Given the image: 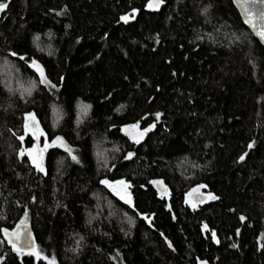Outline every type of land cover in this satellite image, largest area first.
I'll use <instances>...</instances> for the list:
<instances>
[{
  "label": "trees",
  "instance_id": "trees-1",
  "mask_svg": "<svg viewBox=\"0 0 264 264\" xmlns=\"http://www.w3.org/2000/svg\"><path fill=\"white\" fill-rule=\"evenodd\" d=\"M163 1L152 14L148 0H0V228L27 211L55 264H264V49L232 0ZM12 73L35 83L31 95L12 92ZM28 113L76 160L55 145L38 172L19 156L34 145ZM132 124L152 125L139 148L122 137ZM101 180L125 181L131 206ZM200 184L218 200L191 210ZM0 256L45 264L1 233Z\"/></svg>",
  "mask_w": 264,
  "mask_h": 264
},
{
  "label": "snow or ice",
  "instance_id": "snow-or-ice-1",
  "mask_svg": "<svg viewBox=\"0 0 264 264\" xmlns=\"http://www.w3.org/2000/svg\"><path fill=\"white\" fill-rule=\"evenodd\" d=\"M163 3V0H148L146 7L152 10H158L160 5ZM233 3L240 8L242 15L244 17V22L250 26V28L255 32L256 36L259 38L261 42H264V0H233ZM7 7L6 4L0 3V12L4 11ZM135 11V10H133ZM206 11V9H205ZM120 19L124 21L125 23L128 22L127 16H121ZM9 55L15 56L16 53H9ZM19 59L23 60L24 57L20 56ZM7 63V62H6ZM29 67L33 68L37 74L39 75V83L46 86V87H55V85H52L47 78L44 75V71L41 68V66L33 60ZM35 83L32 81H29L28 88L25 89L26 93L28 95H31L32 89H34ZM11 91V89L9 88ZM157 118H159L160 113H156ZM24 131L25 133H28L29 131L32 132L33 138L35 139L37 134L42 135V133L38 130V125L35 122V116L32 113H28L25 115L24 118ZM127 128L135 129L137 127L136 124L128 125ZM152 125H149L148 128H144L143 131H139L137 133V136L134 138L132 136H129V139H134V142L139 143L140 138L143 137L144 133H146ZM121 131H124V129H121ZM127 134V133H126ZM17 139L23 141V136H18ZM57 141L60 142V144L64 147L65 151L68 152V154L72 157L73 160H76V157L72 155L71 150L63 144V140L61 137L57 136L53 139L52 144L55 145ZM252 143H249L247 147L249 149L252 148ZM49 147L48 143L45 142L44 148L40 149L37 148L36 145H33L32 148H29L27 150L21 149L19 152V156L27 155L28 159L31 161L33 167L38 172H44V168L42 165V157L43 152ZM132 153H128L127 157H131ZM245 159V155H241L239 157V160L243 161ZM101 184L105 185L109 188L110 191L113 192L114 195L118 196L121 200L124 201V203L129 204L131 206L130 198L127 196L125 189L129 187V185L126 184L123 180H117L113 182H109L107 180H101ZM152 184H160V181H151ZM114 185L119 186V188L114 187ZM199 188L204 187V185H199ZM165 192H167V189H164ZM193 192H196L197 189H193ZM211 199H216L214 195L211 193L208 194ZM187 200V197H186ZM25 219L20 220V222L16 225V227L9 231L7 228H0V233L3 234L4 240L7 242L8 246L11 248V251L16 254L17 257L27 255L29 257L35 258V260L45 261V264H55L54 258H48L41 254L39 251L38 246L35 244L34 240L32 239L31 232L29 231L27 224H26V217H27V211H25ZM240 219L243 221L244 217L241 216ZM213 235V240L215 241V233ZM167 243V241H166ZM169 247L171 245L169 244ZM235 247V245H233ZM4 259L3 256H0V261ZM203 264H206V262H203Z\"/></svg>",
  "mask_w": 264,
  "mask_h": 264
},
{
  "label": "water",
  "instance_id": "water-1",
  "mask_svg": "<svg viewBox=\"0 0 264 264\" xmlns=\"http://www.w3.org/2000/svg\"><path fill=\"white\" fill-rule=\"evenodd\" d=\"M232 3H233V0H232ZM233 6L235 7L236 11L238 12V14H239V16H240V18H241V21H242L244 27H245V28H246V29L252 34V36H253V37L259 42V44H260V45L262 46V48L264 49V42H261V41L259 40V38L256 36L255 32L250 28V26L244 22V17H243V15H242V12H241L240 8H238L234 3H233ZM163 8H164V1H163V3L160 5V7H159L158 10H152V9H149V8L146 7V11L149 12V13H152V14H157V13H160V12L162 11ZM139 15H140V11H138V10L131 11L130 13L124 15V16H127V17H128V22L125 23V22L122 21L121 19H120V22H121L122 24H124L125 26H129V25H131V24H134V23L137 21ZM11 56H12V55H11ZM12 57H13V58H18L16 55H15V56H12ZM36 124L38 125V123H36ZM123 129H124V131H121V133H122V137H123L125 140H127L128 142L134 144V145H135V148H139V147H141V146L144 145V144L147 142V140H148V134H147V133H144L143 137L140 138L139 143H136V142H134V139H129V136H132V137L135 138V137L137 136V133H138L139 131H141V130L138 129V128L131 129V128H127V127H124ZM126 133H127V134H126ZM252 145L254 146V143H252ZM253 146H252V148H253ZM252 148L248 150V153L252 150ZM200 185H204V187L199 188V187H198L199 185H197V186H195L194 188H192V189H191V190L185 195V202H186V204L189 205V207H190L191 210H194V209L198 210L200 206H202L204 203L208 202L209 200H211V202H216V201L218 200L217 198L213 200V199H211V198L209 197V195H208V194H209V188H208L207 185H205V184H200ZM154 187H155L156 191H157L160 195H162V196L166 195L167 192L164 191V189H165L166 187H165L162 183H160V184H154ZM166 189H167V188H166ZM193 189H197V191H196V192H193V191H192ZM211 194H212V193H211ZM212 195H214V194H212ZM214 196H215V195H214ZM186 197H187V200H186ZM215 197H216V196H215ZM15 227H16V226H15ZM15 227H14V228H15ZM27 227H28L29 231L31 232L32 239L34 240L35 244L37 245V238H36V235H35V232H34L32 226H31L30 224H27ZM14 228H12V229L7 228V229H8L9 231H11V230H13ZM1 237H2L3 241L5 242V244L7 245V247H8L9 249H11V248L8 246L7 242L4 240V237H3V234H2V233H1ZM166 241H167V246L169 247L170 242H168V240H166ZM170 245H171V244H170ZM169 248H170L171 250L173 249L172 246L169 247ZM203 262H206V264H210V263H209L208 261H206V260H197V262H196L195 264H203Z\"/></svg>",
  "mask_w": 264,
  "mask_h": 264
},
{
  "label": "rangeland",
  "instance_id": "rangeland-1",
  "mask_svg": "<svg viewBox=\"0 0 264 264\" xmlns=\"http://www.w3.org/2000/svg\"><path fill=\"white\" fill-rule=\"evenodd\" d=\"M12 74H14V73H12ZM8 78L12 79L11 82H9V83H11L10 86H11V88H12V92H13V91H14V92H16V91H20L22 94L25 93L24 90L26 89V87H28V84H29L28 82L22 80L21 77L18 76V75H16V74H14V76H12V75H11V76H8ZM26 85H27V86H26ZM14 87H19V88H14ZM81 112H82V108L80 107L79 110H78V118H82V117H81V116H82V115H81ZM35 122L38 123V130H39L40 133H42V135L37 134L36 138L34 139L31 131H29L28 134L33 138V140H34V145H36L37 148L42 149V148H44V144H45V142L48 143L49 147L43 152V157H42V165L44 166L45 155H46V152H47L50 148L54 147L55 145H57V146H59V147H61V148H63V149H64V147L60 144L59 141H57V143H56L55 145H53L52 142H49V141L47 140V138H44V139L42 140V138L45 136V132L43 131L42 127L40 126V124H39V122H38V120H37L36 118H35ZM41 140H42V142H41ZM63 144H64V143H63ZM98 152H100V158H101V161H104V162H105V160L107 159V154H106L107 152H106L105 150H101V151L98 150ZM114 187L119 188V186H116V185H114ZM108 189H109V188H108ZM124 191H126L127 196H129V190H128V188L125 189ZM111 193L113 194L112 191H111ZM113 195H114V194H113ZM114 196L117 197V198H119V197L116 196V195H114ZM119 199H120V198H119ZM120 200H121V199H120Z\"/></svg>",
  "mask_w": 264,
  "mask_h": 264
},
{
  "label": "flooded vegetation",
  "instance_id": "flooded-vegetation-1",
  "mask_svg": "<svg viewBox=\"0 0 264 264\" xmlns=\"http://www.w3.org/2000/svg\"><path fill=\"white\" fill-rule=\"evenodd\" d=\"M125 205H126V206H129V204H126V203H125ZM185 205L189 207V205H188V204H186V202H185ZM189 208H190V207H189Z\"/></svg>",
  "mask_w": 264,
  "mask_h": 264
}]
</instances>
